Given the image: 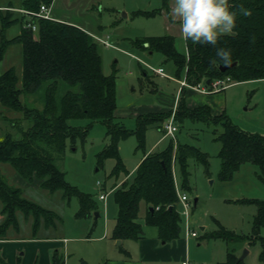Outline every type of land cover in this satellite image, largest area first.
Listing matches in <instances>:
<instances>
[{"label":"trees","instance_id":"1","mask_svg":"<svg viewBox=\"0 0 264 264\" xmlns=\"http://www.w3.org/2000/svg\"><path fill=\"white\" fill-rule=\"evenodd\" d=\"M52 1L18 0L19 6L15 7L8 0L4 5L7 8H0V61L6 47L12 43L21 45L22 54L20 77L13 67L0 70V104L21 113L20 120L29 122L27 128L18 127V137L10 133L0 137V163H10L19 176L29 181L35 180L39 186L50 191L61 189L64 197L75 195L79 203L76 216H85L98 211L91 194L69 184L64 178L65 172L57 165L64 153L66 139L74 141L76 137L85 136L88 130V126L71 125L70 119L88 118L91 122L101 121L106 125L109 142L99 152L98 162L113 157L116 163L112 173L116 174L122 170L118 141L135 134L138 146L142 145L147 125L153 121L163 123L171 109L138 114L134 129L114 122L116 75L114 72H102L100 43L79 26L53 16L32 17L34 30L24 26L28 18L23 19L27 15L18 9L35 12L41 4L50 6ZM163 1L166 4V0ZM238 2L251 9L252 14L238 15L237 36L220 39L218 46L230 49L231 62L235 61L223 71L219 70V65L224 63L216 57V47L212 45H193L185 41V53L180 52L169 34L136 38L133 45L148 53L160 52L166 60L174 63L176 75L183 69L184 79L191 85L204 84L209 87L212 80L225 78L229 83L264 79V0ZM135 13L148 16L154 11ZM17 21H20L19 32L7 38L5 30ZM65 85L67 89H63ZM33 94L36 97L29 100L28 95ZM17 120L12 121L14 126L19 123ZM184 120L221 126L214 137L220 145L219 180H229L242 163L249 162L256 166L255 175L264 186V134L241 129L224 113L211 115L206 105L188 107L180 99L175 107L174 121L181 123ZM189 157L200 162L204 171L208 172V154L195 145L177 140L170 141L163 149L144 152L130 178L123 179L118 185L113 184L110 192L117 206L112 228L114 239L137 240L144 235V225H153L163 242L178 237L181 216L177 207L172 162L177 164L181 173V188L188 189ZM125 173L128 174L127 171ZM140 201L146 205L144 223L138 220ZM232 201L254 205L250 232L239 234L221 226L206 233V236L248 244L258 241L260 250L257 258L264 264V236L261 234L264 229V198L241 197ZM16 211L32 216L33 230L38 227L40 216H44L46 225L52 216L50 210L23 197L21 188L8 183L0 172V214L3 216L0 236L4 235L8 225L15 223ZM237 258L230 250L223 262L212 264H247L244 258ZM50 264H65L63 253L54 250ZM80 264L85 263L80 261Z\"/></svg>","mask_w":264,"mask_h":264},{"label":"rangeland","instance_id":"2","mask_svg":"<svg viewBox=\"0 0 264 264\" xmlns=\"http://www.w3.org/2000/svg\"><path fill=\"white\" fill-rule=\"evenodd\" d=\"M7 1L0 0V8H7L4 6ZM11 1L15 7L19 6L18 0ZM165 2L166 4L163 0H53L52 2L53 16L68 20L72 24H79L89 30H97L102 37L110 33L109 45L92 36L100 43L102 72L104 74L114 72L116 75V116L113 121L125 128L134 129L136 117L133 113L153 102L155 94L150 90V80L159 89L162 88L163 91L173 94L181 85L179 79L176 81L175 77H183V69L179 75H176L172 61L164 59L160 52L148 53L145 49L133 45V40L136 38L169 34L173 36L178 51H185V40L179 30V22L170 18L171 0ZM136 11H154V14L146 16L136 14ZM19 25L20 21L12 23L5 30V36L7 38L13 36L18 31ZM21 59V45L19 43L8 45L0 61V70L13 67L20 77ZM158 66H162L165 76L155 75L152 72L151 69ZM63 89H67V86H63ZM223 92H225L226 107L224 114L241 129L264 134V79L233 82L227 85ZM33 96L36 97L34 94L28 95L29 100H32ZM21 98L25 99L23 95ZM20 117L21 113L0 104V137L6 133L18 137V127L27 128L29 125L27 120H20ZM14 119L19 120L15 126L12 122ZM69 123L77 127L88 126V130L85 136L76 137L74 141L66 139L64 153L57 161V165L65 172L64 178L69 184L91 194L98 215L95 216L93 212L85 216H76L79 203L75 195L64 197L61 189L50 191L39 186L37 181H29L19 175L20 180L17 182L11 177V174L15 173L12 165L1 162L0 172L8 183L20 187L23 197L52 212L48 225L44 222V216H40L38 227L33 230L32 216H25L21 211H16L15 223H11L4 234L6 237L33 235L59 238L58 240L68 237L65 264H80V261L85 264H98L115 259L122 253L126 254L128 259L136 260L139 255L132 251L133 247L129 248V244H136L133 239L123 238L122 243L117 245L116 239L112 237L117 206L110 192L111 186L118 185L123 176L130 178L131 175L128 176L125 172L130 171L144 152L163 149L170 141H174L160 127L162 121L151 122L145 129L142 145L138 146L135 134L118 141L117 149L122 170L113 174L112 170L116 163L113 157L98 162L99 152L109 142L106 125L101 121L91 122L88 118H73ZM174 124L177 128L174 133L175 141L195 145L208 154V172L204 171L200 162L189 157L187 159L189 188L183 189L180 186L181 173L177 164L173 163L172 173L178 183L179 191L185 192L190 202L189 230H195L198 236H186L182 208L177 206L181 216L180 233L177 238L165 243L167 244L165 254L169 255L165 264H179L182 259H187L192 264L223 262L228 251L232 250L238 257L244 248L248 250L244 256L247 264H262L257 258L260 250L258 241L248 244L206 236V233L218 230L221 226L239 234L250 232L254 205L239 204L232 200L241 197L264 198V186L255 175L256 166L245 162L231 179L219 180L217 173L220 167L218 157L220 145L214 137L216 132L221 130V126L191 120H184L181 123L174 121ZM99 192H107L105 199L98 197ZM194 198H197L195 204ZM144 210V202L140 201L138 219H141ZM144 226L147 231L145 236L147 238L152 236L156 228L153 225ZM104 230L108 232L107 236L96 238ZM261 234L264 236V229ZM179 240L181 241L178 242ZM146 264L162 263L155 260Z\"/></svg>","mask_w":264,"mask_h":264},{"label":"crops","instance_id":"3","mask_svg":"<svg viewBox=\"0 0 264 264\" xmlns=\"http://www.w3.org/2000/svg\"><path fill=\"white\" fill-rule=\"evenodd\" d=\"M49 14L53 16L52 4L49 6ZM124 15H126V13H124ZM53 17L57 20L68 22V20L62 19L60 17H55V16ZM24 20H27V19H23V21ZM75 25L79 26L85 31L87 30L88 33H90L91 35H94L95 37L106 39V41L110 43V40H109L110 33H108L105 37H102L99 31L97 30H89L79 24H75ZM19 28H20V25H19ZM18 32H19V29L18 31H16L14 35H16ZM183 52L185 53V51ZM163 58L165 59L164 56ZM173 67L175 70L176 67L174 63H173ZM155 75H158V74H155ZM176 79H179L180 81L184 79V75L181 78L175 77V80ZM150 83H151L150 90L154 91V94H155L154 95L155 97L153 98V102H151V104L145 105L140 110L137 109V111L133 113L135 117L138 114H144L146 112L168 111L169 109L176 107L180 99H183L185 104L188 107H195L199 105L208 106V109L211 115H219V114L225 113V109H226L225 92L223 91L225 90L227 86L220 90L202 91L201 89H196L192 86L179 85L178 89H176L175 93L173 94V93H167L163 91L162 88L159 89V87H156V84L153 83L151 80H150ZM115 111H114V115L116 116ZM142 157L143 155L138 159L135 165H133L130 171H128V174H127L128 176H130L131 175L130 173L134 171V169L136 168L137 164L139 163ZM173 163L174 162H172V172H173V166H174ZM243 164L244 163H242L241 165ZM241 165L239 167H241ZM238 170L239 168L233 173L232 176H234ZM11 177L12 179L14 178L13 180L17 182L20 180L16 172L12 173ZM124 177L125 176H123L119 181H122L123 179L126 178ZM222 181H226V180H222ZM176 184L178 187L177 182ZM112 186H111V189H112ZM196 201H197V198H196ZM144 208H146L145 204H144ZM144 215H145V210L142 213L141 219H138L141 223H144ZM2 218L3 216L0 214V221L2 220ZM9 226L10 225H8V227ZM143 231H144V235L141 238L137 240L133 239L136 242V244L134 245L129 244V248L131 249L133 247L132 251L139 255L138 259L130 260L127 258L128 256L126 254L122 253L121 255H117L115 259L103 261V263H98V264H146L148 262H152L155 260H159L162 264H165L169 256L165 254V249H167V244H165L166 242H163L158 238L157 230H154L153 235L148 238L145 236V233L147 232L145 230V226L143 227ZM107 234L108 232L104 230L103 233L97 236L96 238L106 237ZM58 239L54 237L52 238L51 237H46V238L45 237L44 238L35 237L33 235L27 236V237H17V236L16 237H13V236L6 237L5 234L3 236L1 235L0 236V264H50V259H51V255L53 251L54 250L60 251L61 249L64 255V259H65V252H66L65 249L67 247V243L69 242V239L68 237H62L61 240H58ZM119 240L121 244L123 239H119ZM180 241L181 240H179L178 242ZM120 244H117V245H120Z\"/></svg>","mask_w":264,"mask_h":264},{"label":"clouds","instance_id":"4","mask_svg":"<svg viewBox=\"0 0 264 264\" xmlns=\"http://www.w3.org/2000/svg\"><path fill=\"white\" fill-rule=\"evenodd\" d=\"M169 14L173 21L179 22V30L186 42L215 46L216 57L229 65L231 50L218 46L219 41L224 36H237L238 15L250 16L252 13L238 0H171Z\"/></svg>","mask_w":264,"mask_h":264},{"label":"built area","instance_id":"5","mask_svg":"<svg viewBox=\"0 0 264 264\" xmlns=\"http://www.w3.org/2000/svg\"><path fill=\"white\" fill-rule=\"evenodd\" d=\"M18 10L27 15L28 20L25 21L23 24L25 27H30L32 30L35 29V25L32 21V17L51 18L50 14H49V6H47L45 4H41L39 7V10L35 11V12L26 11L23 9H18ZM96 39H99L100 41L104 42L105 45L110 44L109 42H107L103 38L96 37ZM151 70L155 74L165 76L163 68L160 66L153 67ZM180 84L184 85V86H186V85L192 86L196 89H201L202 91H205V90L206 91L207 90L212 91V90H220V89L226 87L229 84V82H228V78L214 79L211 81V83L209 85L210 88L204 84H196V85L188 84L185 79L180 80ZM174 111H175V107L171 109L169 117L165 121H163L161 128L175 142L176 137H175L174 133H175L177 128H176V125L174 124ZM173 179H174V176H173ZM174 184H175V190H176V195H177V204H178V206H181V208H182L181 213L184 215L186 236L195 237L198 235V233L195 230H191V229L189 230V224H188V214H189L188 208H189L190 202L188 201V197L186 196L185 192L179 191V188L177 187L175 180H174ZM106 193L107 192H105V193L99 192L98 197L100 199H105ZM180 264H192V263H190L187 259H184L180 262Z\"/></svg>","mask_w":264,"mask_h":264},{"label":"water","instance_id":"6","mask_svg":"<svg viewBox=\"0 0 264 264\" xmlns=\"http://www.w3.org/2000/svg\"><path fill=\"white\" fill-rule=\"evenodd\" d=\"M123 14H124V12H123ZM233 64H235V61L231 62L229 65H225V64L219 65V70L223 71V70L227 69L228 67L232 66ZM195 202H196V198L193 199V203L194 204H195ZM94 215L97 216L98 215V211H95L94 212ZM116 243L117 244H120V240L117 239L116 240ZM247 252H248V250L246 248H244L243 251H242V253L238 256L237 259L238 260H242L244 258V256L246 255Z\"/></svg>","mask_w":264,"mask_h":264}]
</instances>
